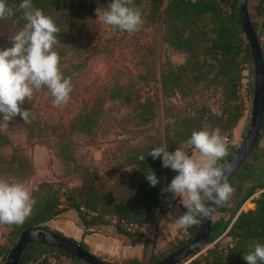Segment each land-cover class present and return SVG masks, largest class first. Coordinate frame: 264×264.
<instances>
[{"label":"rangeland","instance_id":"374dc122","mask_svg":"<svg viewBox=\"0 0 264 264\" xmlns=\"http://www.w3.org/2000/svg\"><path fill=\"white\" fill-rule=\"evenodd\" d=\"M217 1L222 8L227 7L228 0ZM127 6L138 9L143 19L140 30L131 35L103 24L96 12L82 22L62 12V33L55 47L62 53L60 70L64 77L71 79L73 91L69 103L54 106L53 97L44 87L22 105L31 112L30 122L25 123L16 116L7 128L0 129V179L31 184L34 188L30 192L35 200L54 191L59 208L65 209L69 204L67 196L79 200L76 190L82 188L84 182L90 183L88 181L92 184H85L86 187L92 186L116 198L131 174V167L123 163L127 151L161 143L173 120L187 115L199 118L201 130L215 129L214 122L200 112L206 108L215 116L220 114V89L204 81L190 86V91L183 82V87L163 97L158 83L162 66L166 63L181 65L185 55L164 42L165 20L150 16L147 3L128 0ZM261 22V19L256 20L257 25ZM18 31L8 21H1L0 48L11 47L10 39ZM263 32L264 25L259 27L258 36ZM248 81L251 84L249 78ZM250 106L248 100L241 105L242 133L248 124ZM135 114L139 117H134ZM241 140L240 136L237 145ZM32 152H36V164H40L45 174L38 180L32 178ZM237 177L244 178L248 187L264 185V134L254 154L248 156L238 170ZM259 191L255 190L239 211L252 208L250 200L256 198ZM176 200L171 199L168 212L156 223L144 226L140 238L115 235L111 226H100L93 231L102 228L110 236L135 241L138 252L134 259L139 264H147L151 254L158 256L171 251L187 237L183 229L171 227L173 219L187 210L180 202L174 203ZM68 211L75 215L72 210ZM219 217L220 213H215L213 220ZM104 220L113 222L112 218ZM7 232L6 227L0 228V245ZM217 241L219 249L228 244L222 236ZM215 242L204 245L189 260L203 254ZM93 255L117 264L133 259L110 261L102 255Z\"/></svg>","mask_w":264,"mask_h":264},{"label":"trees","instance_id":"16d2710c","mask_svg":"<svg viewBox=\"0 0 264 264\" xmlns=\"http://www.w3.org/2000/svg\"><path fill=\"white\" fill-rule=\"evenodd\" d=\"M136 1L148 4L150 16L162 17L165 20L164 42L172 49L185 55L181 65L173 66L166 63L162 66L158 82L162 96H167L168 93L180 89L183 87V82H186L190 91H192L190 87L192 85L204 81L211 82L214 87L220 89V114L215 116L206 108H202L200 113L206 114V119L214 122V128H219L222 136L230 138L232 130L241 118L242 104L238 103L241 81L245 79L244 98L248 101H251L253 84L251 55L235 10L237 0H228L226 8H222L217 0ZM6 2L14 8L15 14L11 18L0 20V22L8 21L13 27L21 30L26 21L23 19L22 11L16 9L22 0H6ZM32 3L35 8L41 9L45 15L50 16L61 30L62 12L82 22L86 18H91L97 7H107L111 0H32ZM246 8L250 25L259 44L258 30L260 26L264 25V0H251L247 3ZM257 19L262 20L259 25L256 23ZM61 33L62 30L58 34V41ZM54 50L59 55L62 54L55 46ZM261 58L264 67L262 51ZM248 78L251 80V84H249ZM134 117L138 118L139 114H135ZM200 127L199 118L187 115L186 118L173 120L161 143L127 151L124 154L123 163L125 166L131 167V174L116 198L110 193L98 192V189H94L92 186L86 187L85 184H92V181H88L90 183L84 182L82 188L76 190L79 200L67 196L69 204L65 209L59 208V201L54 191L43 199L35 200L33 212L25 223L19 226L0 225V228L6 227L8 229L6 239L0 245V264L4 263L7 253L15 244L20 232L32 228L48 230L45 223L68 210L75 213L83 232L82 235H87L100 226H111L115 235L140 238L141 233L126 231L120 222L145 227L156 223L160 216L168 212V204L172 199V193L162 190L178 175L171 168L162 167L160 158L153 160L148 153L161 145H165L169 151H175L190 138L193 131H200ZM245 130L243 129L241 137H243ZM263 134L264 98L259 136L249 156L254 154ZM227 143L229 155L218 162L221 166L226 163L237 147V143ZM192 150H194L193 147L186 151L191 155ZM140 155L145 156L144 161L138 160ZM243 166L244 163L240 168ZM149 168L160 180V183L155 187L150 186L146 180L145 175ZM240 168L233 173L228 181L234 188V193L224 206L216 208V213H220V217L215 220L211 219L210 231L205 243V245L213 243L222 236V238L227 239V246L219 249L217 241L203 254L189 261V264H247L243 255L252 251L255 243L264 244V185L246 186L244 178L237 177ZM257 189L260 190L257 197L250 200L253 204L252 208L239 211L241 204L248 200ZM237 197H239L238 200H236ZM80 208L88 213L82 212ZM90 213L95 214V216L89 215ZM106 217L114 219L115 222L110 223L104 220ZM195 229L196 225L183 229L187 236L185 240L178 242L171 251L161 253L158 256L151 254L147 264H153L164 259L186 244L192 238ZM53 233L64 237L58 232ZM65 238L89 252L82 242ZM50 255L65 256L70 259L72 264H84L67 253L38 243L27 244L22 253L20 264H43L45 258ZM123 264H139V262L133 258L126 260Z\"/></svg>","mask_w":264,"mask_h":264},{"label":"clouds","instance_id":"9594fccd","mask_svg":"<svg viewBox=\"0 0 264 264\" xmlns=\"http://www.w3.org/2000/svg\"><path fill=\"white\" fill-rule=\"evenodd\" d=\"M127 4L128 0H111L107 8L97 7L98 20L129 35L136 33L143 24L142 14ZM16 10L22 11L26 23L10 39L11 47L0 48V116L3 117L0 129L7 128L16 116L25 123L30 122L31 112L22 105L42 88L48 89L56 107L66 106L73 91L71 79L61 72V58L54 50L60 28L50 16L35 8L32 0H22ZM14 14V8L6 0H0V20ZM188 147H193L197 154L189 155L185 150ZM148 155L153 160L160 158L162 167L178 173L162 190L172 193L173 199L180 198V203L187 209L186 213L173 219V229H186L213 219L216 208L226 204L234 193L227 176L230 168L218 164L229 155L228 143L219 128L193 131L175 151L161 145ZM138 160L144 161L145 156L140 155ZM145 176L152 187L160 183L150 168ZM35 203L22 183L0 179V225H22L30 218ZM243 259L247 264H264V244L255 243Z\"/></svg>","mask_w":264,"mask_h":264},{"label":"water","instance_id":"95a60500","mask_svg":"<svg viewBox=\"0 0 264 264\" xmlns=\"http://www.w3.org/2000/svg\"><path fill=\"white\" fill-rule=\"evenodd\" d=\"M250 1L251 0H237L235 8L240 29L247 41L251 55L253 84L250 116L245 133L235 151L223 165L230 168V171L227 173L228 181L233 173L244 163L245 159L254 148L261 126V114L264 98V67L256 34L250 25L247 14L246 6ZM210 224V219L197 224L192 238L186 244L176 249L164 259L153 264H181L188 260L191 255L196 253L205 245L210 231ZM28 243H38L49 246L53 249L67 253L84 264H109L98 259L90 252L84 251L78 245L68 241L65 237L58 236L49 230L37 228L26 229L20 232L15 244L7 253L3 264H20L22 253Z\"/></svg>","mask_w":264,"mask_h":264},{"label":"crops","instance_id":"0c3cea01","mask_svg":"<svg viewBox=\"0 0 264 264\" xmlns=\"http://www.w3.org/2000/svg\"><path fill=\"white\" fill-rule=\"evenodd\" d=\"M259 44L262 53L264 54V32L262 36L259 37ZM245 74V73H243ZM245 79L241 81V87L243 88V93H245ZM242 131V120L237 123L231 132V142L236 144L241 136ZM32 152V169L34 171L33 179H41L45 176L40 164H36L35 154ZM195 149L192 150L191 155H196ZM49 160V156L46 155ZM41 177V178H40ZM32 182V181H31ZM23 185L31 191L34 187L31 184L23 183ZM176 200V199H174ZM180 202V199L174 201V203ZM167 217V216H166ZM46 228L52 232H58L64 237L71 238L75 242H82L91 254L102 255L110 261H118V259L124 258H134L138 252L137 245L133 240L118 238L117 236H110L102 231V228L98 231H91L87 235H82V229L78 224V220L73 213L66 211L59 217L47 221L45 223ZM104 229V228H103ZM136 247V248H135Z\"/></svg>","mask_w":264,"mask_h":264},{"label":"built area","instance_id":"2783aa9c","mask_svg":"<svg viewBox=\"0 0 264 264\" xmlns=\"http://www.w3.org/2000/svg\"><path fill=\"white\" fill-rule=\"evenodd\" d=\"M243 88L240 87L239 89V93H238V103H241L242 105L245 103V98H244V93H243ZM225 137V136H223ZM226 142H228V138L225 137ZM80 210L82 212L88 213L86 210H84L83 208H80ZM89 215L95 216V214L90 213ZM113 222H115V220H112ZM120 225L128 232H139L142 233L144 231V226H136V225H132V224H126L123 221L120 222ZM230 247V245H228ZM189 259L188 261H185V264L189 263ZM182 263V264H184ZM43 264H71L70 259L66 258L65 256H54V255H50L47 256L45 258V261Z\"/></svg>","mask_w":264,"mask_h":264}]
</instances>
